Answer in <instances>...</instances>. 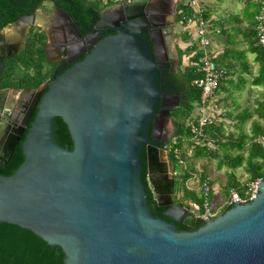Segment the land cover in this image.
Listing matches in <instances>:
<instances>
[{"label":"water","instance_id":"95a60500","mask_svg":"<svg viewBox=\"0 0 264 264\" xmlns=\"http://www.w3.org/2000/svg\"><path fill=\"white\" fill-rule=\"evenodd\" d=\"M179 2L142 0L124 7L129 28L101 39L37 94L23 123L36 109L21 144L23 162L12 175L0 174V224L60 248L63 264H264V180L252 201L233 204L197 230L174 225L193 228L200 210L188 200L173 204V165L164 150L175 107L166 102L179 97L160 83L172 61ZM42 24L35 13L13 26L24 40L30 26ZM0 68L1 75L3 61ZM57 118L72 149L56 141ZM22 133L20 128L12 138L1 168ZM143 162L166 219L147 207Z\"/></svg>","mask_w":264,"mask_h":264},{"label":"trees","instance_id":"16d2710c","mask_svg":"<svg viewBox=\"0 0 264 264\" xmlns=\"http://www.w3.org/2000/svg\"><path fill=\"white\" fill-rule=\"evenodd\" d=\"M33 0H0V29L5 25L14 22L17 18L27 14V5L32 3ZM258 9V3H253L249 0L244 5V16L243 18L247 21L246 29H237V32H244L243 38L247 43V49L241 50H226L221 54L214 56L213 60L217 65L226 69L225 78L221 81L219 91L235 90L241 92L245 86L249 83L248 79L243 76L250 75L249 64L245 60V54L249 53L253 55L254 62L258 65V72L250 81L252 86H264V46L257 43L256 32L254 29V16ZM179 15L177 21L180 22V26L185 24L186 19L193 14L191 7L183 5L182 3L178 7ZM204 17L209 18V12L204 11ZM236 24L241 23L238 16L234 17ZM216 24V22H215ZM214 25V24H213ZM224 33L225 31L222 30ZM183 42L189 40L186 33H181ZM34 40L29 39L27 49L21 53L18 57L6 61L5 70L0 75V88H22L33 85L37 87L44 77L39 80L36 77H30L29 70L33 69L35 72H39L38 65L41 64L43 52L38 50L34 52ZM194 46L187 47L186 53L188 56L193 50ZM179 58L182 59L184 51L179 49ZM200 53L197 54L199 56ZM197 56L187 57L190 62L195 63ZM231 57H237L239 60V75L236 82L227 81V86H223L224 81L230 76L235 67L229 61ZM37 75V73L35 74ZM39 76V75H38ZM198 74L195 72L194 67L189 65L185 66L183 73L181 74V80L187 87L188 90V103L183 109H176L173 113V137L176 139L175 147L186 150L189 149L192 143L189 141V130L190 127L187 124V120H192V112L194 104L199 100L200 90L195 86L194 82L198 78ZM34 79V80H33ZM218 91V92H219ZM227 118L229 124L232 125L231 119H233V126L235 128V134L233 132L224 134L223 128L224 123H218L217 125L207 127L205 132L208 136L217 140V148L214 151L205 149L202 146L193 147V156L218 158L217 168L226 167L228 170H235L242 168L247 175L248 182L256 179L264 180V147L252 142L253 137L257 135H264V104L258 102L256 108L253 111L243 109L235 115L228 113ZM256 116L262 124L257 120H253ZM34 116L32 118V121ZM249 132H245L244 126L250 121ZM56 141L63 147L72 149V142L70 139L69 132L65 124L61 119L57 118L54 125ZM25 134L21 139V143L25 139ZM21 143L13 152L5 168L0 167V174L4 176L12 175L23 162V155L21 149ZM220 153L221 158H219ZM235 154V155H234ZM185 158V151L182 154ZM142 159L145 160V151L143 150ZM167 159L173 165V170H176V161L171 153H167ZM192 173L188 169L184 170L178 177L177 187L174 182V193L176 197L181 193L182 198L190 199L199 208V213L202 212V200L203 198L197 196L194 191H190L186 188L188 180L192 179ZM174 179V178H173ZM141 180L145 187L147 194V207L149 208L152 215L157 218L160 217L162 209L156 211V203L148 185L147 170L142 164ZM208 180V176L202 173L199 178V184ZM247 184V183H246ZM229 186H232L241 197H244L246 192V185L244 187L239 186L236 182H231ZM176 190V191H175ZM225 208L221 212L226 211ZM163 216V215H162ZM166 219V217H162ZM177 231H195L203 225V221L197 220L193 228L186 227L174 223ZM63 254L60 248L50 249V247L37 238L34 234L27 230H22L19 227L0 224V264H63Z\"/></svg>","mask_w":264,"mask_h":264},{"label":"flooded vegetation","instance_id":"af4514ba","mask_svg":"<svg viewBox=\"0 0 264 264\" xmlns=\"http://www.w3.org/2000/svg\"><path fill=\"white\" fill-rule=\"evenodd\" d=\"M140 1L142 0H33L27 5V14L19 18L38 13L41 15L42 25L30 26L24 40L20 39L19 28L13 26L19 18L0 29V61H3L4 65L2 73L5 70L4 63L23 53L27 49L29 39H32L34 40L32 50L34 52L41 50L43 57L41 64L38 65L39 72L30 69L29 75L33 78L36 77L37 80L44 77L37 87L31 85L22 88H0V158L10 146L17 130L22 128L23 133L15 149L21 143L25 132L27 134L36 109L27 125L23 123L26 121V116L37 94L45 93L49 81L83 60L89 52V48H94L101 39L115 35L119 30L129 28L131 21L122 17L121 10L126 6H134L133 2ZM180 4L181 0L175 7L174 20H172L174 27L178 25L180 27V22L177 21ZM172 33L169 47L172 61L169 69L164 71L160 86L168 94L179 97L178 101L169 100L166 102V104L175 105L170 113L173 124L174 111L185 108L188 103V90L180 78L184 70L180 71L182 59L179 58V47L173 42L175 39L173 29ZM147 36L148 33L142 37L146 39ZM147 42L149 43V40ZM82 54L84 56H81ZM36 73L37 75H35ZM152 194L156 203V194L153 192ZM177 199L179 201L188 200L175 197L174 205L179 202ZM160 209L163 210L162 213H159L160 217H165L164 213L167 208L159 207L156 204L155 210Z\"/></svg>","mask_w":264,"mask_h":264},{"label":"built area","instance_id":"2783aa9c","mask_svg":"<svg viewBox=\"0 0 264 264\" xmlns=\"http://www.w3.org/2000/svg\"><path fill=\"white\" fill-rule=\"evenodd\" d=\"M183 5L191 7L193 14L189 16L185 24L182 25V32L186 33L189 40L185 43V48L194 46L195 49L188 55L199 56L196 62H190L187 58V64L194 67L198 78L195 80V86L200 90L199 100L194 104L192 112V120H187L190 127L189 141L192 143L191 149L194 146H202L207 150L214 151L217 148V140L208 136L205 132L207 127L217 125L218 123L229 124L226 116V111L223 110L218 103L217 92L221 81L225 78L226 69L217 65L213 60V50L209 35L213 33L211 19L204 17V11L201 0H181ZM258 9L254 16V29L256 32L257 43L264 46V0H257ZM218 33V31L214 32ZM252 142L264 147V135L253 137ZM176 139L172 138L165 145V153H171L174 156L179 170H173L172 176L178 177L187 168V162L183 158V150L175 147ZM260 179L249 181L246 184V192L244 197H241L236 191L231 190L225 202L224 207L229 208L238 202H250L258 193V184ZM199 190L202 200V212L196 215L197 220L206 221L213 219L217 213L211 206V193L213 191L209 179L199 184Z\"/></svg>","mask_w":264,"mask_h":264},{"label":"rangeland","instance_id":"374dc122","mask_svg":"<svg viewBox=\"0 0 264 264\" xmlns=\"http://www.w3.org/2000/svg\"><path fill=\"white\" fill-rule=\"evenodd\" d=\"M251 2H257V0H249ZM203 8L209 12L211 19L214 22L219 24V28L224 30L223 33H213L209 35V40L211 42V49L213 50V55L221 54L223 51L232 49L234 51H245L247 49L246 41L240 36L237 32V29H242L245 27L244 21L236 24L234 21V17L242 15L244 5L247 0H201ZM247 23V21L245 22ZM173 32L175 34L174 43L179 47L180 50L184 51V55L181 60L180 71L182 72L187 64V53L185 42H183L181 38L182 27L179 25L173 28ZM245 60L249 64L250 67V75L243 74L249 81V83L245 86V88L241 91L235 90H220L217 92L218 103L221 105L223 110H225L226 115L228 113H232V115L237 114L243 109H248L253 111L258 102H262L264 104V86H252L250 81L258 72V65L254 62L253 55L246 53ZM229 61L235 66L232 71L233 73L227 77L226 81H224L223 86L228 89L227 81L236 82L237 77L239 75V60L237 57H231ZM253 120H257L262 124L256 116L253 117ZM232 125L224 124L223 133L226 135L228 133L233 132L235 134V128L233 126V119H231ZM250 121H248L245 126V132H249L250 129ZM185 151V160L187 162L188 169L191 171L193 178L191 180L193 183V187L198 186L199 178L202 173L207 174L209 177L211 174L216 173L215 175H220L226 167L217 168L218 162L220 159L218 158H208V157H198L193 156V149L189 148ZM219 158H221V154L218 153ZM235 155V154H234ZM176 170H179V167L176 166ZM228 170V169H227ZM234 172L240 173V177H243L242 169H235ZM220 173V174H219ZM175 185L177 187L178 178H174ZM199 187V186H198ZM176 191V190H175ZM176 193H174L173 199H175ZM182 197V195L178 196ZM179 201V199H177ZM189 201V199H188ZM212 205V202H211Z\"/></svg>","mask_w":264,"mask_h":264},{"label":"crops","instance_id":"0c3cea01","mask_svg":"<svg viewBox=\"0 0 264 264\" xmlns=\"http://www.w3.org/2000/svg\"><path fill=\"white\" fill-rule=\"evenodd\" d=\"M253 3H255V1ZM243 16H244V9H243L242 15L240 16L239 19L241 20V22L243 20L244 24H245V27L242 28V29H246L248 24L245 23L246 20L243 18ZM209 18L211 19V17H209ZM211 23H212V25L214 24L212 26V27H214L213 33L218 31V34H219L221 32V30H222V29L219 28V24L217 22L215 24L213 19H211ZM238 33L243 38L244 32L243 33L242 32H238ZM242 172H243L242 173L243 177H240V173H236V172H234V170L233 171L227 170V168H226V169H224L222 171L221 174L219 173L220 175L217 176V175H215L216 173H214V174H211L208 177V179L210 181V184L212 186V189H213V191L211 193V196H210L211 197L210 200L212 202L211 206H212V208L214 209V211L217 214L221 213V211L225 209L224 205H225V202H226V200H227V198L229 196V192L231 190H235V189L232 188V186H229V184L231 182H236V184H238L239 186L244 187L246 185V183H248L247 175L245 174L243 169H242ZM178 177H175V178H178ZM192 181L193 180H191V179L188 180V182L186 183V188L188 190H190V191H194L197 194V196L200 197L201 194H200V190H199V187H198L199 186V182H198V186L195 188V187H193ZM180 195H181V193H179L177 196H180ZM189 201L191 203L190 207H192V208H197L198 207L190 199H189ZM197 214H199V213H197Z\"/></svg>","mask_w":264,"mask_h":264}]
</instances>
